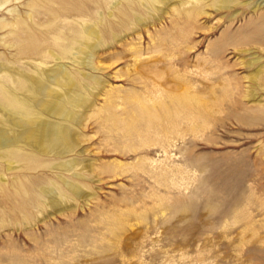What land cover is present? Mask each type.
I'll list each match as a JSON object with an SVG mask.
<instances>
[{"label": "rangeland", "instance_id": "obj_1", "mask_svg": "<svg viewBox=\"0 0 264 264\" xmlns=\"http://www.w3.org/2000/svg\"><path fill=\"white\" fill-rule=\"evenodd\" d=\"M200 5L0 0V74L62 65L84 100L72 151L0 150V264H264V0Z\"/></svg>", "mask_w": 264, "mask_h": 264}, {"label": "bare ground", "instance_id": "obj_2", "mask_svg": "<svg viewBox=\"0 0 264 264\" xmlns=\"http://www.w3.org/2000/svg\"><path fill=\"white\" fill-rule=\"evenodd\" d=\"M201 1L183 0L185 4H191L189 11L193 16L201 14ZM14 24L20 26L18 20L9 25L14 26ZM96 31L90 26H83L78 33L81 36L97 37ZM22 32L26 35L21 38L20 35L15 34L17 38L13 46L15 45L20 53L40 54L41 49L37 39L29 31L22 29ZM64 36L57 38L63 44L60 48L63 55L71 50L67 44L64 45V41L67 39ZM244 42L256 43L258 46L264 47V30L258 36L250 34L249 37L244 38ZM254 62L253 60L248 64L251 65ZM260 72L261 70L257 67L249 80L255 81ZM16 73L17 78L5 71L0 74V101L6 106V108H2V111L7 114L8 127L17 126L20 130L18 133L13 132L10 135L5 128L0 126V150L16 159L23 157V148L19 145L20 143L24 144L22 146L31 147L41 155L61 156L72 151L77 141L70 126L78 122L72 108L83 106L84 100L83 98L75 99L74 82L65 68L62 65H57L47 71L36 69L35 76L27 77L21 71H16ZM261 77L264 80V74ZM66 79L69 80L68 85L62 83ZM49 85L59 86L63 93L50 89ZM73 165L74 163L69 161L62 164V167L70 169ZM70 187L76 194L82 193L74 186ZM46 193L48 192L46 191ZM52 205L57 210L61 208L55 201H52Z\"/></svg>", "mask_w": 264, "mask_h": 264}]
</instances>
